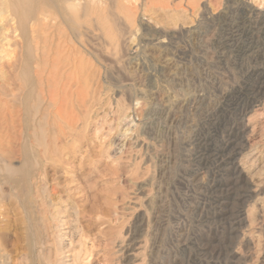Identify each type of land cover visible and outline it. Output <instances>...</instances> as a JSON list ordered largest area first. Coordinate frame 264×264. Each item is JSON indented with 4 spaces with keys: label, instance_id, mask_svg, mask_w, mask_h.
<instances>
[{
    "label": "rangeland",
    "instance_id": "1",
    "mask_svg": "<svg viewBox=\"0 0 264 264\" xmlns=\"http://www.w3.org/2000/svg\"><path fill=\"white\" fill-rule=\"evenodd\" d=\"M77 2L31 25L35 130L61 143L32 230L0 174V264H264V0ZM8 28L4 143L26 134Z\"/></svg>",
    "mask_w": 264,
    "mask_h": 264
},
{
    "label": "bare ground",
    "instance_id": "2",
    "mask_svg": "<svg viewBox=\"0 0 264 264\" xmlns=\"http://www.w3.org/2000/svg\"><path fill=\"white\" fill-rule=\"evenodd\" d=\"M77 1L78 0H59L55 2L51 0H0V42H2L1 31L3 29L6 30L7 27H12V29L8 28L9 31H14H12V33L19 34V37L22 40L21 46L19 45L20 49H18L21 51V60L19 63L22 61L19 71V78L22 80V82H24V86L27 89L24 99L22 100V107L20 106L22 108L24 118L22 120L21 126H25L26 130L25 138L23 137V141L16 139L10 140V142L7 141V143L0 141V174L6 180L18 186L26 187V207H24V209L29 230H32V227L35 226L34 222L36 214L32 211L33 193L37 194L41 192H47L48 188L46 187V184L48 175L47 171L45 170V163L50 160L52 153L58 149L61 143L58 135H54V137L51 138V131L49 132V130L46 131V129L42 128L39 129V132L35 130L37 124L36 122L40 121L41 123L45 121V116L47 115H44L43 118H40L38 121H36L38 119L39 113L35 110L38 109V107L35 110H32L33 107H31L28 102L29 99L34 95L35 89L33 86L32 77V65L35 61V48L33 42L35 40H33L32 37L34 34H31L30 31L31 25L38 24L40 21V16L44 19V21H52L54 18L63 19L62 16L57 14L60 13V7L62 6L68 8L74 18V16L77 15ZM5 16H7L6 19H4ZM74 25L75 24L73 23V26ZM6 36H8V34ZM15 160L21 161V165L19 167H15L12 163V161Z\"/></svg>",
    "mask_w": 264,
    "mask_h": 264
}]
</instances>
